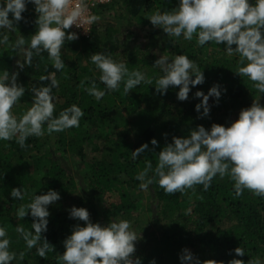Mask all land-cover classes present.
<instances>
[{
    "label": "trees",
    "instance_id": "16d2710c",
    "mask_svg": "<svg viewBox=\"0 0 264 264\" xmlns=\"http://www.w3.org/2000/svg\"><path fill=\"white\" fill-rule=\"evenodd\" d=\"M256 2L261 30L229 0H114L75 39L50 35L32 0H0V98L11 101L0 108V264H74L75 243L97 222L107 237L75 264H264V112L244 115L264 95L251 65L264 54V0ZM178 6L189 10L174 25L184 34L162 73L152 37L168 36L152 23ZM134 34L144 45L115 57ZM15 81L28 88L15 91ZM201 86H213L212 102ZM169 91L197 102L166 103ZM39 93L48 95L40 106ZM118 106L135 117L127 129ZM69 135L85 162V150L100 154H86L81 223L64 208L76 178L50 146L66 151ZM140 171L155 203L144 226ZM128 225L141 233L123 245L119 227Z\"/></svg>",
    "mask_w": 264,
    "mask_h": 264
},
{
    "label": "rangeland",
    "instance_id": "374dc122",
    "mask_svg": "<svg viewBox=\"0 0 264 264\" xmlns=\"http://www.w3.org/2000/svg\"><path fill=\"white\" fill-rule=\"evenodd\" d=\"M229 1L233 5H235L238 8V10L241 13H243L249 21L253 22L255 27H257V29H260V23H258L257 14L261 10V8H260V5L256 2V0H229ZM176 12L177 13H175V14L173 13L170 18H164L160 15H157L156 18L154 19L153 23H152V25L156 29V32H158L159 31L158 28H160L163 31L162 35L168 36V37H166L167 38L165 41L166 44L162 43V39L160 38V36L155 35V37H152L155 41V44L158 45V47H155V49H156L155 52L156 53L158 52V54H159L158 55L159 56L158 63L162 65V73H163V71L167 70V65L162 64V62H164V55H168L167 52L169 51V45L171 44V42L174 43L175 41L180 39L181 38L180 36L182 34H184L180 30L174 28V25L176 26L177 24H179L176 22L177 21L176 18H181L182 21H185L189 10H187V9L184 10L182 8V6L181 7L178 6ZM105 14H107V12ZM172 17H173V20H172ZM52 22H54V21L52 20ZM101 22L105 24V22H103V21H101ZM116 22H117V16L111 17L110 23L115 24ZM126 23H127V20H125L123 23H120V26H121L122 31L124 32L125 36L127 33ZM165 28H168V29L165 30ZM253 33L254 32L251 31L250 35L254 36ZM261 36H262V34H261ZM259 41L261 43H263L264 37L262 36V39L261 40L259 39L258 43H260ZM144 43H145L144 40L136 37L135 34L132 35L130 38L124 37L122 39L121 48L116 50L114 56L115 57H121L122 54L125 53V50H124L125 47L127 49V52H130V51H134L139 46H143ZM163 45L168 46L166 48L164 54H162ZM260 56H261V58H260ZM260 56L259 55L256 56L255 59L251 62V65L253 67V71L264 76V54H262ZM82 63H83V65H90L91 64L90 59L85 58V57H83ZM88 63H90V64H88ZM16 79H17V77H16ZM13 86H14V90L17 92L19 91V93H21V91H24L28 88V87L19 86L17 81L14 82ZM199 89H200L199 95L206 96V98L209 99L208 100L209 102H212L216 98V93L214 91L213 86H206V87L201 86V87H199ZM37 92H39V91H37ZM169 92H163V94L160 95V98H162L163 101H165L166 103L172 102L173 104H176V103L178 104V102H182L184 104V106H189L190 104L197 102V98H195L192 93H187L186 96L184 98H182L179 95L172 93L171 91H169ZM172 96H174V97H172ZM47 97H48L47 94H40L39 93V95H37V97H36V100L38 101V105L40 106L41 103L46 101ZM59 99L62 100L61 98H59ZM10 103H11V101L9 99L4 100V99L0 98V108L1 107L3 108ZM31 103L33 106H36L34 101H31ZM251 103L253 104V108H250L249 110L244 112L245 114L244 113H242V114L246 115V114H249L253 111L264 112V95H260V96L252 98ZM33 109L35 110L36 108L33 107ZM239 111H241V110H239ZM235 112L240 113L238 111H235ZM114 116L115 117L118 116L121 118L120 124L122 127L126 128V129L129 127V124L135 120L134 116H130V115L126 114L122 110V108L119 106L114 109ZM90 128L91 127H89V129ZM97 133L101 136V138H104L107 135L105 128L100 129V131L98 130ZM130 140L133 142L139 141V139L132 134L130 135ZM78 144H79L78 140L75 139V137L73 135L72 136L69 135L68 146L66 147V151H63L62 148L60 150H57L55 145H50V146L52 147V150L55 151V153L57 155L63 157L64 166H66L69 173L72 174L76 178V181L78 184V187H76L77 191L73 193V198L68 197L64 201V208L67 212L70 213V215L72 216V218L76 222L81 223L83 221V218H84L86 213L83 210H79L80 205L78 204L77 200H78V198L83 197V195H82L83 193H82L80 187H81L82 183H85V185H87L85 175L89 174V171H90L89 163H88L89 161L87 160L86 154L89 153V156H90V153H91L92 157H94V158H99L100 154L93 155V153L90 150H85L84 151V154L86 156V159H85L86 162H85L79 154L80 147L78 146ZM188 146H189V142L184 141L183 147L185 149H187ZM91 147H92V145H91ZM140 176L142 179L140 192L142 194L143 199L139 203L140 206L138 209L139 210L138 211V217L140 220V223H139L140 226H144L149 222V219H150V213L147 212V210L150 209V207L154 208L155 203L150 198L151 195L152 196L154 195V192L152 191L153 182L150 181V179L147 176V173L140 171ZM131 227H133V226L128 225V226H125V228L119 227V234L122 237L121 240H122L123 245H125V243H129V241H131V237L133 235H137L138 233H141L140 231H138L139 230L138 225L135 228H133L132 230L127 231V229H129ZM107 235L108 234H107L105 228L103 226H101L100 224H98V222L90 224V227H86L84 230L83 239L77 240V242L75 243V245L72 249V253H73V257H74L73 263L74 264L79 263L80 261L85 262L87 260L88 256L90 255L91 251L94 250L99 245V243L107 237ZM131 247H135V245L134 244L131 245L130 249H131ZM109 264H116V263H109Z\"/></svg>",
    "mask_w": 264,
    "mask_h": 264
},
{
    "label": "built area",
    "instance_id": "2783aa9c",
    "mask_svg": "<svg viewBox=\"0 0 264 264\" xmlns=\"http://www.w3.org/2000/svg\"><path fill=\"white\" fill-rule=\"evenodd\" d=\"M114 0H32L48 20L45 24L50 35H61L69 30L75 39L88 37L98 9ZM24 7H26L24 5ZM52 20L54 22H52Z\"/></svg>",
    "mask_w": 264,
    "mask_h": 264
}]
</instances>
